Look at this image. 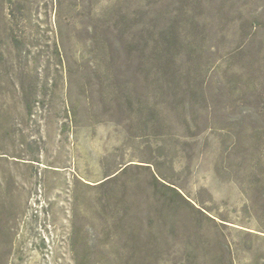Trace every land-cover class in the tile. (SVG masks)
Listing matches in <instances>:
<instances>
[{
    "label": "rangeland",
    "instance_id": "374dc122",
    "mask_svg": "<svg viewBox=\"0 0 264 264\" xmlns=\"http://www.w3.org/2000/svg\"><path fill=\"white\" fill-rule=\"evenodd\" d=\"M0 264H264V0H0Z\"/></svg>",
    "mask_w": 264,
    "mask_h": 264
}]
</instances>
